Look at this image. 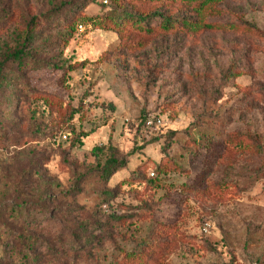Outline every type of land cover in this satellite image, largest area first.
Instances as JSON below:
<instances>
[{"label":"rangeland","instance_id":"rangeland-1","mask_svg":"<svg viewBox=\"0 0 264 264\" xmlns=\"http://www.w3.org/2000/svg\"><path fill=\"white\" fill-rule=\"evenodd\" d=\"M0 65V264H264V0H0Z\"/></svg>","mask_w":264,"mask_h":264},{"label":"trees","instance_id":"trees-1","mask_svg":"<svg viewBox=\"0 0 264 264\" xmlns=\"http://www.w3.org/2000/svg\"><path fill=\"white\" fill-rule=\"evenodd\" d=\"M188 1H197V0H188ZM154 15L160 16L162 21H161V25L163 27H173V25H175L176 21H171V19L169 17H164L161 16L159 13H154ZM107 19L112 20V22L115 25H119L122 24L124 25L125 23H129V22H133V23H137L143 20L138 18V16L136 17L135 15L131 14V13H126V12H119L117 13L115 16H107L105 17ZM107 23L105 22L104 24H102V27H106ZM10 59H20L21 60V51H15L11 54H9L5 61H8ZM1 69H2V65H0V78H1ZM99 147H93L92 151H99ZM126 164V161L124 158H119V157H114V156H110L108 157L104 162L103 165L101 167V171H103L104 173H108L110 171H114L118 168L123 167ZM179 186H185V183H181L179 184ZM170 188L175 187V185H170L168 186Z\"/></svg>","mask_w":264,"mask_h":264},{"label":"built area","instance_id":"built-area-1","mask_svg":"<svg viewBox=\"0 0 264 264\" xmlns=\"http://www.w3.org/2000/svg\"><path fill=\"white\" fill-rule=\"evenodd\" d=\"M77 27H78V29H80V30L82 29V25H81V24H78Z\"/></svg>","mask_w":264,"mask_h":264}]
</instances>
